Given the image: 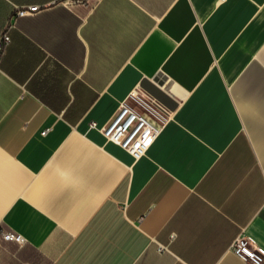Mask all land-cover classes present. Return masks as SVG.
<instances>
[{"label":"crops","instance_id":"0c3cea01","mask_svg":"<svg viewBox=\"0 0 264 264\" xmlns=\"http://www.w3.org/2000/svg\"><path fill=\"white\" fill-rule=\"evenodd\" d=\"M6 30L0 228L24 243L0 264H252L231 245L264 250V0H0ZM147 82L169 113L136 160L90 124Z\"/></svg>","mask_w":264,"mask_h":264},{"label":"built area","instance_id":"2783aa9c","mask_svg":"<svg viewBox=\"0 0 264 264\" xmlns=\"http://www.w3.org/2000/svg\"><path fill=\"white\" fill-rule=\"evenodd\" d=\"M39 11L38 6L15 7L13 18L32 15ZM10 43V36L4 31L0 37V55ZM169 110L144 90L132 92L121 101L113 118L103 126L92 122L90 127L97 129L109 141L125 151L134 159L146 155L157 133L166 122ZM48 129L42 135L48 133ZM0 239L23 244L21 235L5 232L0 228ZM232 252L252 264L264 263V250L253 245L245 236L237 237L232 245ZM251 253V255H249Z\"/></svg>","mask_w":264,"mask_h":264},{"label":"water","instance_id":"95a60500","mask_svg":"<svg viewBox=\"0 0 264 264\" xmlns=\"http://www.w3.org/2000/svg\"><path fill=\"white\" fill-rule=\"evenodd\" d=\"M144 91H146L149 95L154 97L158 102H160L162 105L166 106L168 105V97L165 95L160 89H158L153 84L147 82L143 85Z\"/></svg>","mask_w":264,"mask_h":264},{"label":"snow or ice","instance_id":"6c2138e0","mask_svg":"<svg viewBox=\"0 0 264 264\" xmlns=\"http://www.w3.org/2000/svg\"><path fill=\"white\" fill-rule=\"evenodd\" d=\"M249 255H251V253H249Z\"/></svg>","mask_w":264,"mask_h":264}]
</instances>
